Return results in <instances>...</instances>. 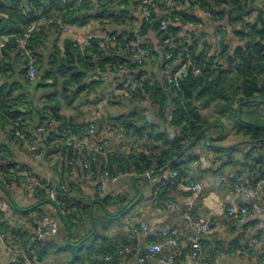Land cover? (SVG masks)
Wrapping results in <instances>:
<instances>
[{
    "label": "trees",
    "instance_id": "trees-1",
    "mask_svg": "<svg viewBox=\"0 0 264 264\" xmlns=\"http://www.w3.org/2000/svg\"><path fill=\"white\" fill-rule=\"evenodd\" d=\"M163 1H156L152 16L143 18L139 34L108 31L112 43H107L106 48L99 38L83 45L66 37L56 24L43 23L33 33L28 46L22 48L16 36L41 17L39 12L49 17L62 15L66 23L73 25L83 26L93 19L102 27L111 24L128 29L134 21L131 8L140 9L141 0H97L100 3L98 8L94 7V0H84L78 9L72 11H65L63 0H0V37L10 36L3 49L4 57L0 58V135L8 138V143L0 142V185L5 187L8 177L13 180H24L29 176L39 179L40 185L34 190L38 202L33 207L38 215L36 221H31V228H38L43 218L49 215L43 206L51 203L60 210L63 214V219L59 216L61 225L65 227L71 243L78 247L86 244L84 252L82 248L73 251L75 257L71 264H112L121 257L110 262L104 259L130 235L112 236L111 225L131 211L142 197V190L140 188L137 192L136 186L132 185L118 192L101 193L99 184L96 192L88 195L81 184L71 178L52 184L34 175L22 176L17 170L13 148L32 157L29 146L39 139L41 146L37 152L67 157L70 175L77 172L80 164L94 177L98 172L102 176L109 172L112 177L129 175L132 178L154 172L151 198L164 205L173 199V191L182 184L189 185L200 175V154L195 149L202 141L204 148L214 151V160L231 165L240 163L235 147L219 143L221 128L229 122L249 144L246 150L240 151L243 166L251 178L248 185L264 179V0L191 1L189 9L200 6L212 13L210 24H216L215 31L220 29L217 23L225 16H229L233 26L241 27L233 30L235 37L242 42L238 46L228 41V34L224 31L223 49L217 63L214 62L217 56L208 51L210 45L199 48L195 40L187 41L181 35V26L171 25L167 32L161 29L163 19H173L166 10L176 0ZM187 10L183 11V23L201 21L199 17L189 15ZM150 30L158 35L157 48L143 38ZM50 31L64 36L63 41L48 45ZM168 36H174L179 45L184 43L188 46L197 60L195 67L202 70L194 73L192 68L189 69L179 79V85L168 84V77L179 68L177 54L170 58L165 54ZM134 45L149 51L140 64L135 61ZM32 62L38 69L35 80L27 77ZM143 66H149V69H142ZM110 72L125 74L113 81L108 92L100 95ZM95 75L99 79H95ZM128 78L138 83L137 89L119 93L118 100L111 99L106 105L122 100L136 106L113 115L105 105L103 111L108 113L109 119L100 127L97 125L96 130L100 128V132L103 131L104 139L92 146H103L108 141L107 131L118 125L125 130L124 135H132L139 144L130 146L129 151L107 148L105 153L88 147L79 151L73 143L68 144L69 138L76 137L74 143L80 140L91 145L88 128L94 122H75L67 113L66 106L81 100H89L95 105L113 89H122ZM38 91L42 92L40 103L35 101ZM171 114L173 121L169 123ZM8 125L13 129L5 131ZM40 127H45V131L39 132ZM169 128L173 130L172 134L168 132ZM17 130L24 136L17 135ZM195 162L197 168L192 167ZM86 163L88 167H85ZM173 172L176 175L172 176ZM237 173L242 176L241 171ZM52 189L56 192L55 199L50 197ZM97 207L103 210L100 217L95 216ZM19 213L24 218L32 215L31 209L20 210ZM15 217H8L0 208V232L5 235L4 240L11 247L21 249L30 258L36 256L42 262L48 256L52 243L40 237L32 241L30 229L18 227ZM9 221L12 223L8 224ZM87 224L91 226L87 234L82 237L74 235L76 229ZM135 242L136 239L130 242L134 249L130 255L137 253Z\"/></svg>",
    "mask_w": 264,
    "mask_h": 264
},
{
    "label": "crops",
    "instance_id": "crops-1",
    "mask_svg": "<svg viewBox=\"0 0 264 264\" xmlns=\"http://www.w3.org/2000/svg\"><path fill=\"white\" fill-rule=\"evenodd\" d=\"M163 0H157V2ZM169 2L171 0H164V2ZM187 12L189 15L199 17L204 21V27L200 30L195 28L190 29L193 33V40L198 43L199 48L204 47V45H210L208 51L212 55L213 47L215 43V25L210 24V17L206 15V11L200 6H195L193 8H188ZM131 13L134 18L132 24L129 25L128 29L123 28L118 25H105L102 27L100 23L91 19L89 22L81 26L87 32H102V31H116L130 32L134 34L140 33V28L143 20V15L140 9L131 8ZM217 25H225L228 32V41H231L233 46H238L242 42L235 37L233 30L240 29L239 25H232L230 23L229 16H225V19L219 21ZM177 26H181V31H186L188 28L184 23H179ZM201 31L203 33H201ZM182 32V33H183ZM48 45H55L63 41L64 36H60L54 31L48 33ZM145 40L154 46L158 47L159 39L157 33L149 31L148 34L143 36ZM46 39V38H45ZM48 61V59H46ZM142 69H149V66H143ZM125 72L121 73H108L109 79L103 83L99 94L103 95L108 92L113 84V81L123 77ZM42 92L38 91L35 93V101L41 102L39 99ZM94 96V95H93ZM96 96V94H95ZM92 99L93 97L90 96ZM118 100V98H116ZM108 105V104H107ZM106 105V106H107ZM136 104L132 105L126 101H118L114 104L107 106V111L109 114H120L132 110ZM105 107V106H104ZM67 113L73 118L77 123H91L96 121L98 117L103 114L106 115V120L108 116L106 112L102 111L101 115L97 112L96 104L89 100H81L75 102L71 106H66ZM104 109V108H103ZM105 120V121H106ZM226 127L222 126L219 143L227 147H235L236 155L240 161L239 164L231 165L221 162L218 159L214 160L215 153L212 150L204 148L202 141L195 150L200 154L201 161V179L204 183V189L201 194L195 196L194 193L190 195L191 190L181 186L176 191H173L170 203L162 204L159 200L152 199L154 178L149 177L146 179H139L137 181V186L142 191V197L140 200L136 201V205L133 206L130 212L126 213L125 216L114 220L111 225V235L120 237H127L129 234L134 232L135 227H139L141 224L146 223L150 226V229L146 232L139 234L136 239L137 250H146V247L151 244H162L161 251L159 253L160 257H167L171 252L174 251L173 247H169L164 242L165 238L158 235L155 230L156 227L162 225H173L178 226L181 230L183 236V247L184 254L171 263H164L159 258H148L145 264H194L192 258L190 257V238L189 235L192 232L191 223L185 218L184 210L192 205L194 207L195 216L207 220L212 225V230L204 237V243L217 250L218 262L217 264H260V258H264V188L261 189L259 193V204L260 211H255L251 218L246 221L237 220L226 213V207L232 203H242L244 202L239 195L228 185L230 182L228 180L232 179L236 171H241L242 180L245 183H249L251 178L248 171L245 170L243 166V156L240 151L248 148L246 140L242 139L236 133V130L231 123L226 122ZM100 127V125H99ZM171 134L173 130L168 129ZM237 135L234 139L233 136ZM89 142L91 145L100 143L104 139L103 131L100 132V128L97 132L90 135ZM239 136V137H238ZM108 148L114 150H127L129 151L130 146L139 142H136V138L132 135L119 134L115 136L108 137ZM87 140V139H86ZM88 141V140H87ZM0 142L8 143V138L4 135H0ZM13 152L16 156L17 170L19 175H34L39 177L42 181H46L52 184H57L61 180H67L69 178L78 181L86 194H94L96 192V187L99 184L105 186L106 193H114L120 190L129 189L134 186L133 178L129 175L119 176L114 181H105L100 172L97 173L96 177L91 172H85V168L77 166V172L74 175L69 174L68 158L61 156H49L41 155L40 158H33L23 154L18 148L14 149ZM217 158V157H216ZM221 172L226 178L225 187L221 188L217 181L216 172ZM165 172V171H164ZM166 173V172H165ZM157 177V175H156ZM9 182L5 187L0 185V208L8 217H15V222L18 227L24 229H30L31 233L37 234L38 228H31V221L37 220V212L33 210V207L37 204L38 198L34 191L28 189L21 180L9 178ZM28 210L31 209V217L24 218L17 210ZM44 209L59 223V230L55 234H47L41 236L45 242H51L52 246L48 251V256L41 262V264H71L74 261V250L80 251L79 248L85 251L86 244L78 247L74 242L71 243L70 237L66 236V229L61 225V218L58 214V209L51 203L43 206ZM95 216L100 217L103 214V210L97 207L95 208ZM22 217H21V216ZM40 224V223H39ZM39 226V225H38ZM90 224H87L84 228H78L74 232V235H79L82 237L87 234L90 230ZM10 236V234H9ZM91 235L89 236V238ZM257 239L259 242L255 246L257 251L256 256H245L244 251L249 250L252 245V240ZM72 240H76L73 239ZM92 240V239H91ZM91 240L88 245L91 244ZM11 245H9L5 240L0 239V264H16V256L11 250ZM21 250V249H20ZM111 264V263H107ZM112 264H140L137 255L126 254L121 256L116 262Z\"/></svg>",
    "mask_w": 264,
    "mask_h": 264
},
{
    "label": "built area",
    "instance_id": "built-area-1",
    "mask_svg": "<svg viewBox=\"0 0 264 264\" xmlns=\"http://www.w3.org/2000/svg\"><path fill=\"white\" fill-rule=\"evenodd\" d=\"M156 1L157 0H141L140 5V11L145 19H148L153 14V8L156 7ZM191 1L196 0H176L169 4V7L167 8L166 12L167 15L172 16L173 19H163L161 22V29L163 31H168L171 25H178L179 23H183L182 19H184L183 11L189 8L191 5ZM63 2L66 5L65 11H72L76 10L81 6L84 2V0H75V3L73 0H63ZM94 7L98 8L100 7V3H97V0H94ZM41 17L37 20L32 21L25 29L24 31L16 36V41L18 45L22 48H26L28 46V42L30 38L32 37L33 33L36 32L40 26L41 23L46 25L56 24L59 29H61L62 33L66 37H71L77 41H79L83 45L90 44L95 38H99L104 46L106 48L107 43H112V36L108 33V31H102V32H87L85 31L81 26L79 25H73L66 23L63 16L60 15L58 17H49L42 15L41 12H39ZM206 15L211 18L212 13L210 11L206 12ZM188 30L184 31L181 35L183 38H186L187 41L193 40V33L190 31V29H197L200 30L204 27V21H197V22H186L184 23ZM224 31L227 32V28L225 25H221L220 29L218 31H215L214 36V47H213V54L217 57L214 59V62H218V57L220 56L222 49H223V42L225 39ZM228 34V32H227ZM14 36V35H13ZM10 36H1L0 37V58L4 57L3 49L7 46V40ZM166 42L168 44V49L166 50L165 54L168 58L172 57L174 54H177V63L179 68L168 77V84L171 85L174 83V85H179V79L182 77L184 73H186L189 69H193L194 73H201L200 68L195 67V62L197 61L194 57L195 55L189 50L188 46H186L184 43L178 44L177 40L174 36H168L166 39ZM134 50H136V54L134 55L135 61L140 64L142 63V57L149 54V51L147 49H143L140 46L134 45ZM122 70V69H121ZM38 75V69L37 66L34 65L32 62L31 65L28 68L27 77L31 80H35ZM95 79H99V76L95 75ZM178 83V84H177ZM138 87V83L132 79L128 78L126 81L122 84V89H113L110 93H108V96H106L102 101L98 102L96 104L97 112L99 115H101V112L103 111L104 106L108 101L111 99H116L117 95L120 94H126V91L128 89L130 90H136ZM169 123H172L173 121V115L171 114L169 116ZM94 123L91 124V126L88 128L89 133L93 134L97 130V122L93 121ZM13 129L12 125H8L5 129L10 131ZM39 132H44L45 127H40L38 129ZM17 135L24 136L20 130L15 131ZM125 130L121 125H118L116 127L110 128L107 133L106 137H111L119 134H125ZM76 140V137L69 138L67 140L68 144H72L75 148H77L79 151H85L87 147L89 150H96L99 152H106L108 148V141H105L103 146H92L87 145V143L84 141H76L74 143L73 141ZM139 144V142L135 143ZM134 144V145H135ZM40 140L36 139L31 146H29V149L31 151V156L33 158H40L41 154H39L37 151L40 150ZM136 147V146H135ZM35 151H32L34 150ZM73 164V162H71ZM85 167H88V163L85 164ZM193 168H197V162H195L192 165ZM149 174V173H147ZM172 176L176 175L175 172L171 173ZM118 177H112L109 172H105L103 179L105 181H114ZM217 181L219 183V186L223 188L224 183L227 181L224 175L218 173L217 175ZM21 183H23L28 189L34 191L38 185H40L39 179L35 177H27V179L21 180ZM239 197L243 199L244 202L242 203H232L229 206L226 207V213L230 215L231 217L240 220V221H246L249 218L252 217L255 211H260L261 206L259 204V193L261 189L264 188V179L256 182L254 185H248L242 180V176L240 174H235L228 184ZM185 188L191 190L195 196H198L203 192L204 189V183L201 179V175H198L197 180L194 182H191L189 185L182 184ZM101 193L105 192V186L101 184V187L98 188ZM50 197L52 199L56 198V192L54 189L50 192ZM184 216L185 218L191 223L192 225V232L189 235L190 238V257L193 260L194 264H217L218 262V253L217 250L212 249L211 247L204 244V237L212 230V225L209 221L200 219L195 216L194 207L190 205L184 210ZM0 218V222H1ZM12 221H9L8 224H11ZM150 229V226L146 223L141 224L139 227H135L134 232L128 236V239L126 242H121L119 248H117L114 252L108 253L104 259L107 262L112 261L115 257L123 256L129 253H132L134 251L132 244L130 243L134 239H137V236L139 234H142V232H146ZM59 230V223L57 220H55L51 215H47L43 218L41 223L38 226V233L33 235L31 237L32 241H35L38 237L47 235V234H55ZM155 230L157 231L158 235L165 238V244L169 247H173L174 251L171 252L167 257H160L159 253L162 248V244H151L146 247V250L143 252V250H137V257L140 264H145L148 260V258H159L164 263H171L181 257L184 254V247H183V236L181 233V230L178 226L173 225H162L159 227H156ZM5 235L0 232V239L4 240ZM259 241L255 238L252 240V245L249 250H245V256L251 257L256 256L257 251L255 249V246L257 245ZM11 250L14 252L16 256V261L18 264H22V259L24 260V264H41V262L38 260L36 256H33V258H30L26 253H24L22 250H19L17 248H11ZM260 264H264V258H260Z\"/></svg>",
    "mask_w": 264,
    "mask_h": 264
},
{
    "label": "water",
    "instance_id": "water-1",
    "mask_svg": "<svg viewBox=\"0 0 264 264\" xmlns=\"http://www.w3.org/2000/svg\"><path fill=\"white\" fill-rule=\"evenodd\" d=\"M201 33H203V32L201 31ZM105 120H106V115L103 114L101 117H98V118L96 119V122H97L98 125H102V124L105 122ZM154 174H155L154 172H151V173H149V174L142 175V176H135V177L133 178V183H134V186H136V190H137V192H139V187L137 186V181H138L139 179H146V178H149V177H153ZM58 214H59V216L63 219V214L61 213L60 210H58Z\"/></svg>",
    "mask_w": 264,
    "mask_h": 264
},
{
    "label": "rangeland",
    "instance_id": "rangeland-1",
    "mask_svg": "<svg viewBox=\"0 0 264 264\" xmlns=\"http://www.w3.org/2000/svg\"><path fill=\"white\" fill-rule=\"evenodd\" d=\"M256 114H258V112H256ZM238 137H239V136H238ZM233 138L236 139V138H237V135H234Z\"/></svg>",
    "mask_w": 264,
    "mask_h": 264
}]
</instances>
